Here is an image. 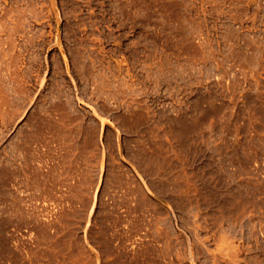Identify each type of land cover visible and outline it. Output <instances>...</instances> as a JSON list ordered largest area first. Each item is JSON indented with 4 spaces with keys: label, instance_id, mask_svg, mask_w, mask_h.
I'll list each match as a JSON object with an SVG mask.
<instances>
[{
    "label": "rangeland",
    "instance_id": "374dc122",
    "mask_svg": "<svg viewBox=\"0 0 264 264\" xmlns=\"http://www.w3.org/2000/svg\"><path fill=\"white\" fill-rule=\"evenodd\" d=\"M0 264H264V0H0Z\"/></svg>",
    "mask_w": 264,
    "mask_h": 264
}]
</instances>
